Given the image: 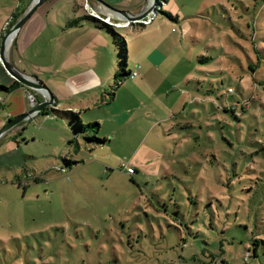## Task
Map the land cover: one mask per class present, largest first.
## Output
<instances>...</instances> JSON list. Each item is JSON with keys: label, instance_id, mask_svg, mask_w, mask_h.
Returning <instances> with one entry per match:
<instances>
[{"label": "rangeland", "instance_id": "obj_1", "mask_svg": "<svg viewBox=\"0 0 264 264\" xmlns=\"http://www.w3.org/2000/svg\"><path fill=\"white\" fill-rule=\"evenodd\" d=\"M106 1L129 13L151 4ZM27 2L14 0V8ZM42 4L21 30L20 66L65 104L97 93L125 112L119 129L111 123L98 132L107 141L93 150L81 138L70 143L63 120L45 123V114L0 138V264H207L216 255L211 264H244L252 232L262 235L264 227L239 225L236 202L229 203L264 195V178L255 176L264 170V142L253 135V114L262 113L250 102L264 103V0H157L148 24L119 19L98 0H77L88 14L132 32L117 30L130 50L126 71L139 74L120 86L121 46L116 52L101 32L79 31L77 42L86 43L61 60L55 35L65 15L76 14L66 1ZM202 55L210 59L200 63ZM85 77V87L69 85ZM237 101L251 103L242 124L229 109ZM104 111L99 103L80 115L89 123ZM257 146L261 152L249 153ZM237 215L260 219L264 209L240 206ZM225 219L232 224L222 233ZM251 262L264 264L263 245Z\"/></svg>", "mask_w": 264, "mask_h": 264}, {"label": "trees", "instance_id": "obj_2", "mask_svg": "<svg viewBox=\"0 0 264 264\" xmlns=\"http://www.w3.org/2000/svg\"><path fill=\"white\" fill-rule=\"evenodd\" d=\"M49 0H44L43 2H47ZM61 0H51L52 5L53 3H59ZM77 6H75L76 8ZM83 8L85 10V14L83 15H78L72 19H70L67 22V27L71 28V27H79L84 25L85 23L90 24L96 28H98L100 31H102L104 33V35L107 36V38L109 39V41H111L114 45V48L116 50V52L118 51V46H121V50L123 52V56L124 59L121 61H119V70L118 72H116L115 74V83H117V85H122L124 80L126 79L127 76H130L131 71H126V65L128 64V57H129V51L128 50V42L126 40V37H124L120 32H118L117 30L119 28L125 29L126 26H118L115 22H108L104 19L101 18H97L94 17L90 14L87 13V9L84 7H80ZM17 12H15L13 14L12 19H10L9 21V27L12 26L13 24H15L24 14H25V9H19L17 8L16 10ZM161 12H163L165 15H167L169 18L171 19H175V17L168 11H164L163 7H161L160 9ZM155 19V18H154ZM125 31H127V29H125ZM114 34V36H113ZM115 38V39H114ZM114 39V41L112 40ZM118 57V56H117ZM119 58V57H118ZM210 59V56H205L202 55L199 58L200 63L203 62H207ZM123 75V76H122ZM36 78V77H35ZM18 88H24L30 92H33L32 90L28 89L26 86H24L22 83H20L19 81L13 79V81L11 83H1L0 82V90L3 91L4 95L6 96L9 93L15 91ZM234 89L230 90L229 92H233ZM33 95L35 97L36 101H40V99H42L43 96H40L38 94H36L35 92H33ZM5 98V97H4ZM262 98H253L250 102L254 103V106L256 108H258V110L262 113V118H258V116H255V114H253V117L255 118V121L257 122V124L253 125V135L254 138H259V140H262L264 142V103L262 102ZM238 103L234 104V106L230 107L229 109L234 113V115L238 118V121L240 124H242V121L245 120L244 117L250 113V109H251V103H239V101H237ZM241 102V101H240ZM239 104V105H238ZM247 104V105H246ZM56 104H54V106H50V107H46L43 111L40 112V114H50L56 118L62 119L64 120L67 125L68 128L70 130V134H71V139H69V142L71 143L72 141H77L78 138H81L85 141V143L89 144L91 146V150H93L94 146L96 144H100V143H104L105 141H107L106 137H99L98 136V132L100 131V122L99 121H92L89 123H85L83 118L81 117L79 112H76L74 110H64V109H60L55 107ZM224 109H228V107H224ZM257 119V120H256ZM254 123V120H253ZM263 138V139H262ZM256 140V139H255ZM259 147L261 146H257L256 148L252 149V151H250L249 153H254V152H261L262 149H259ZM264 163V160H263ZM135 171V170H134ZM260 174V175H259ZM256 174V178H264V170L262 171V173ZM237 178V176H236ZM256 185L255 182H251V187L253 188V186ZM233 200H231L230 198V206L232 204V202H236L235 208V222L239 221L238 224L241 226H246L249 227L248 225H252L255 224V227H259L263 224L264 227V218H260V219H249L247 221L239 219L238 217V209L240 206H243L245 209H264V206H261L262 204H264V195L259 197V200H256L253 196L250 195H246V196H235L232 197ZM216 201H218L216 199ZM211 203H213V201L211 200ZM228 210V209H227ZM232 221L230 219L228 220H224L222 223V227L220 229V231L222 233L227 232V230L229 229V227L231 226ZM208 225H212V222L210 221L208 223ZM189 228H192L191 226ZM258 232H252V236L250 238V241L253 242L252 247H253V251L250 249L251 247L247 248L243 260H244V264H248L250 261V258L252 256H254V258H256V256H259V249L260 247L263 245L264 246V232L261 235ZM193 235L199 233V230L196 229V232H192ZM231 238H236L234 235L231 236ZM251 242V243H252ZM184 243H186L184 241ZM224 252L225 249L223 248ZM224 252H220L219 254H222ZM217 256V255H216ZM216 256H214V259H216ZM213 258L210 259V261H208L207 264H211V263H215L213 262L214 260ZM119 261V260H117ZM252 264V262H251ZM254 264V263H253Z\"/></svg>", "mask_w": 264, "mask_h": 264}, {"label": "crops", "instance_id": "obj_3", "mask_svg": "<svg viewBox=\"0 0 264 264\" xmlns=\"http://www.w3.org/2000/svg\"><path fill=\"white\" fill-rule=\"evenodd\" d=\"M6 1H8V0H0V43H1V38L3 37L5 32L11 27V26L9 27V21H10V19H12L13 14L15 12H17L16 11L17 8H19L21 10L25 9V13H26L29 6H30V2H31V0H27L28 2L26 4V6L19 4L16 8H14V0H9V6L6 3ZM61 1H66V4H68V7H67L68 10L67 11H69V13H71V12L75 13L76 14L75 17L78 15H83L86 13L85 10L82 13L78 12L77 8H80V7H78V5L76 4L77 0H73L72 2L70 0H61ZM119 1H121V0H117L115 2H119ZM45 3H48L49 8H53L55 6V3H53V5H52L51 0L44 2L43 4H45ZM58 4L59 3H57V5ZM109 4H111L113 7L116 6L115 3H113V4L109 3ZM75 6H77V7L75 8ZM143 8H141V10H139L137 12H132V14L140 13ZM65 18H66V23L64 25L60 26L61 31H59L55 35V36H61L60 42L62 44H60V47L62 50H61V54H59V57L61 60H62V58H67L70 51H71V53H73V52L78 53L79 48L84 43H86V42H82V41L77 42V39L80 38V36L77 34L79 31H92V32H98V33L101 32L104 35V33L102 31H100L98 28H96L90 24H87V23H85L84 25L79 26V27L68 28L66 25H67V22L71 19V17L67 14V16L65 15ZM22 28H23V26H22ZM22 28L17 33L16 37L14 38V41L10 44L11 46L8 47L7 56L11 60V62H13L19 69H21L22 71L26 72L27 74H29L33 77H36V78L42 80L45 83V80L42 79L41 77H39L36 73H29V72H27V70L23 69L20 66V61L17 57V54L15 53V47L18 46L17 43L19 41V36H20ZM126 29H127V27H126ZM74 33H75V35H74ZM127 33H132V32H129L127 29ZM104 36H105V38H107L106 35H104ZM107 40H109V39L107 38ZM68 49H70V50H68ZM129 53H130V51H129ZM61 56H62V58H61ZM150 57H152V56H150ZM159 58H160V60H158V62L163 60L162 55H160ZM138 65L140 66V64H138ZM13 79L14 78H12L11 75L5 70L3 64L0 61V82L1 83H11L13 81ZM73 81L74 80L71 78L69 80V85L76 90H79L80 88L85 87L87 85V82H89L86 77H85V79L78 78V80L76 82L75 81L73 82ZM29 92L30 91H28L24 88H18L15 91H13V92H11L5 96V102L0 107V128L5 124V122L9 118H11L15 115H18V114H22L28 110L27 95L30 96L31 94H33L34 91L30 92V93ZM35 93L42 96L40 93H37V92H35ZM53 95L55 96V99H56L55 107L60 108V109H64V110H74L76 112H79L80 114H81V112H83V108H85V111L88 112L89 110H92V107H94V105L97 106V104L101 103L102 106H104L106 108V111H104L105 115L102 117L103 119L101 121H99L100 122V130L104 129L105 126H107L108 128L111 127V123L113 124V126H118L117 127L118 129L121 127V113L125 112V110L123 108H121V105L119 102L114 101V100L108 101L103 94H101L99 96L97 93H94V94H92L90 96H86L84 98L83 97H77L76 103H70V104H65L62 102L59 91L58 92L53 91ZM40 100H43V97ZM30 104H33L31 100H30ZM48 107H50V106H48ZM39 114L40 113L28 118L27 120H25V122H23L22 124L17 126L15 129L26 128L28 126V123H30L32 120L36 119V117ZM41 119L43 121H45V123H49L50 120H52V119L60 120L59 118H56L50 114H45V116H41ZM61 121H62V119H61ZM62 122L63 123L61 124V127H60L62 133H64L65 138H66V135H67V137H71L70 130L67 126V123L64 120ZM67 131L69 134H66ZM135 172H136V168H135L134 173ZM134 173H132V174H134Z\"/></svg>", "mask_w": 264, "mask_h": 264}, {"label": "water", "instance_id": "obj_4", "mask_svg": "<svg viewBox=\"0 0 264 264\" xmlns=\"http://www.w3.org/2000/svg\"><path fill=\"white\" fill-rule=\"evenodd\" d=\"M43 1L44 0H33L32 5L28 8L27 12L5 32V34L1 38L0 43V61L3 64L5 70L11 75L12 78L19 81L27 88L31 89L34 92L40 93L43 96V100L36 101L34 99L32 108L30 110H27L22 114H18L9 118L5 122V124L0 128V138L11 129L22 124L28 118L40 113L46 107L53 106L56 103L55 96L53 95L52 90L46 83L19 69L13 62H11V60L7 56L8 47L12 42L10 37L13 34L14 37L17 35L24 23L31 17V15L38 8V6L43 3ZM98 1L104 3L105 5L116 11V15H118L117 17L119 19H124L129 22H141L142 19L148 17L153 12L157 0H153L149 7H147L143 12L137 14H132L128 11L116 9L105 0Z\"/></svg>", "mask_w": 264, "mask_h": 264}, {"label": "built area", "instance_id": "obj_5", "mask_svg": "<svg viewBox=\"0 0 264 264\" xmlns=\"http://www.w3.org/2000/svg\"><path fill=\"white\" fill-rule=\"evenodd\" d=\"M156 14H157V12L153 11L148 17L142 19V21L140 23H144V24L150 23L156 17ZM139 67L140 66H138V68ZM138 74H139V72L137 70H135V71H132L130 75H131V77H136ZM34 99H35L34 95L31 94L30 100L32 101V103H33ZM4 102H5V98L3 96H0V107L4 104ZM122 167L124 169H126L128 173H134V170H135L134 167L129 166V165H125L124 163L122 164Z\"/></svg>", "mask_w": 264, "mask_h": 264}, {"label": "bare ground", "instance_id": "obj_6", "mask_svg": "<svg viewBox=\"0 0 264 264\" xmlns=\"http://www.w3.org/2000/svg\"><path fill=\"white\" fill-rule=\"evenodd\" d=\"M153 0H151V2H152ZM149 3V2H148ZM161 7V6H160ZM13 38H14V34L10 37V39H11V41L13 40ZM11 46V45H10Z\"/></svg>", "mask_w": 264, "mask_h": 264}]
</instances>
